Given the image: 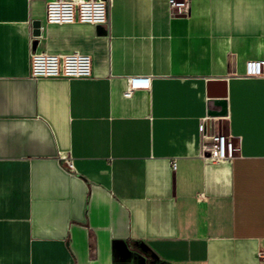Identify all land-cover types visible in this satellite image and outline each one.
<instances>
[{"label":"crops","instance_id":"1","mask_svg":"<svg viewBox=\"0 0 264 264\" xmlns=\"http://www.w3.org/2000/svg\"><path fill=\"white\" fill-rule=\"evenodd\" d=\"M47 1L0 0V264H264V0H111L109 25ZM34 50L92 76L34 79ZM204 129L232 162L203 161Z\"/></svg>","mask_w":264,"mask_h":264},{"label":"built area","instance_id":"2","mask_svg":"<svg viewBox=\"0 0 264 264\" xmlns=\"http://www.w3.org/2000/svg\"><path fill=\"white\" fill-rule=\"evenodd\" d=\"M171 13H187L190 0H167ZM111 0H48L46 22L50 24L90 23L109 25ZM93 60L90 54L81 51L53 53L34 50L31 54L30 75L43 77L85 78L92 76ZM245 76L264 77V59H249ZM150 76L130 75L124 95L129 97L137 89L150 88ZM237 143L232 135L204 129L201 136L199 156L205 163H230L236 156ZM68 168H73L70 155L61 157ZM176 168V161H173ZM264 259V249L259 251Z\"/></svg>","mask_w":264,"mask_h":264},{"label":"water","instance_id":"3","mask_svg":"<svg viewBox=\"0 0 264 264\" xmlns=\"http://www.w3.org/2000/svg\"><path fill=\"white\" fill-rule=\"evenodd\" d=\"M33 25H34V35L40 36L41 35V30H40L41 20H35ZM37 43H38V40H35L33 43V46L36 47Z\"/></svg>","mask_w":264,"mask_h":264}]
</instances>
